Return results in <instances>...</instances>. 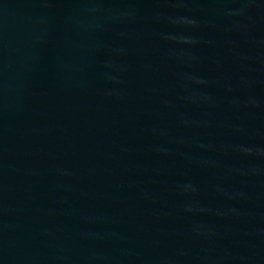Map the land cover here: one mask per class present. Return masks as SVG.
Returning a JSON list of instances; mask_svg holds the SVG:
<instances>
[{
	"label": "water",
	"instance_id": "water-1",
	"mask_svg": "<svg viewBox=\"0 0 264 264\" xmlns=\"http://www.w3.org/2000/svg\"><path fill=\"white\" fill-rule=\"evenodd\" d=\"M0 264H264V0H0Z\"/></svg>",
	"mask_w": 264,
	"mask_h": 264
}]
</instances>
